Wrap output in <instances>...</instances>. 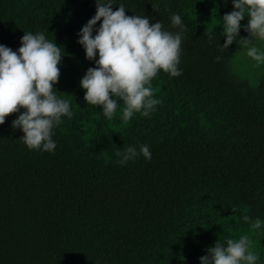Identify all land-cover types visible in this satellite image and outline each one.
<instances>
[{"label":"trees","instance_id":"16d2710c","mask_svg":"<svg viewBox=\"0 0 264 264\" xmlns=\"http://www.w3.org/2000/svg\"><path fill=\"white\" fill-rule=\"evenodd\" d=\"M121 4L174 35V14L185 28L182 75L161 70L160 103L128 122L122 100L109 120L80 85L96 67L78 43L96 0H0V45L18 52L25 32H42L61 48L54 92L73 113L53 129L52 152L29 150L13 128L24 109L0 125V264H201L218 240L242 235L264 264V80L251 87L230 68L247 14L225 49L233 0H112L113 11ZM144 144L150 160L120 163Z\"/></svg>","mask_w":264,"mask_h":264},{"label":"clouds","instance_id":"9594fccd","mask_svg":"<svg viewBox=\"0 0 264 264\" xmlns=\"http://www.w3.org/2000/svg\"><path fill=\"white\" fill-rule=\"evenodd\" d=\"M96 3V14L81 29L78 41L86 51V58L96 63L80 81L86 90L84 99L87 104L100 106L109 120L119 105L116 98L123 101L124 122L134 113L148 116L160 103L153 98L152 80L161 70L171 77L182 75L179 64L185 28L181 16H172V25L181 30L174 35L163 30L160 21L152 24L147 17L126 15L123 4L113 11L112 0H96ZM233 5L235 10L223 16L226 41L222 46L228 49L236 41L240 22L247 14L245 31L250 38H240V41L247 48V56L259 66L264 63V52L252 44V39L264 41V0H233ZM101 20L93 36L94 26ZM212 38L209 33V40ZM62 56L61 48L47 40L42 32H25L18 52L0 45V125L7 116L24 109L12 126L22 129V140L29 150L54 151L53 129L61 123L62 116H73L69 102L54 92ZM139 155L151 159L147 144L139 152L135 147H127L120 163L125 164ZM243 219L251 223L253 230L261 228L259 218L251 221L245 215ZM252 248L247 235L238 240L229 238L224 243L218 240L208 249L209 254L200 258L201 264H256L259 254Z\"/></svg>","mask_w":264,"mask_h":264},{"label":"rangeland","instance_id":"374dc122","mask_svg":"<svg viewBox=\"0 0 264 264\" xmlns=\"http://www.w3.org/2000/svg\"><path fill=\"white\" fill-rule=\"evenodd\" d=\"M244 38H250V34L248 33ZM252 44L264 52V41L253 38ZM230 68L232 74L245 80L251 87H257L264 80V63L258 66L256 61L248 57L247 48L242 45L241 41L231 56Z\"/></svg>","mask_w":264,"mask_h":264}]
</instances>
